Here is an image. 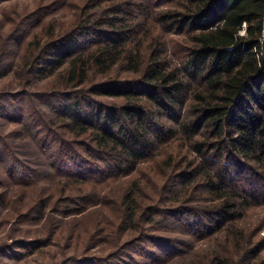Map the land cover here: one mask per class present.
Returning a JSON list of instances; mask_svg holds the SVG:
<instances>
[{"label": "trees", "instance_id": "obj_1", "mask_svg": "<svg viewBox=\"0 0 264 264\" xmlns=\"http://www.w3.org/2000/svg\"><path fill=\"white\" fill-rule=\"evenodd\" d=\"M2 53L0 201L36 186L39 218L111 204L120 239L179 222L224 238L206 264H264L242 229L264 208V0H55Z\"/></svg>", "mask_w": 264, "mask_h": 264}, {"label": "rangeland", "instance_id": "obj_2", "mask_svg": "<svg viewBox=\"0 0 264 264\" xmlns=\"http://www.w3.org/2000/svg\"><path fill=\"white\" fill-rule=\"evenodd\" d=\"M54 1L0 0V62L3 47L19 23L37 9L52 6ZM63 13L65 11L57 17ZM48 19L33 33L45 31L50 23ZM31 38L30 35L27 41ZM13 78L14 73H10L0 79V92L20 90ZM35 187L18 186L12 190L11 198L0 201V264H206L212 253L227 251L224 238L219 239L210 232L184 231L179 222H172L170 229L166 228L170 232L152 226L145 234L126 233L120 239L115 218L118 212L111 204L75 213V206L59 199L47 202L53 212L46 215L47 218H39L34 207L39 202L41 189ZM54 187L50 190L56 191ZM67 208L73 212L63 215ZM242 229L247 240L257 244L254 248L264 253V208L253 209ZM202 235L207 237L201 238ZM120 240L116 248V241Z\"/></svg>", "mask_w": 264, "mask_h": 264}]
</instances>
